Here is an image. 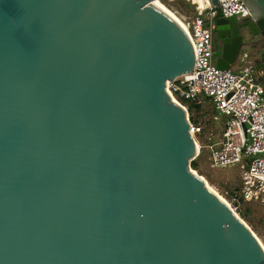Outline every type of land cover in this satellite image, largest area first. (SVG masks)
<instances>
[{
    "label": "water",
    "instance_id": "water-1",
    "mask_svg": "<svg viewBox=\"0 0 264 264\" xmlns=\"http://www.w3.org/2000/svg\"><path fill=\"white\" fill-rule=\"evenodd\" d=\"M159 0H0V264H264L248 226L192 171L167 82L195 65ZM211 6L217 0H208ZM246 24L217 9L216 67Z\"/></svg>",
    "mask_w": 264,
    "mask_h": 264
},
{
    "label": "built area",
    "instance_id": "built-area-1",
    "mask_svg": "<svg viewBox=\"0 0 264 264\" xmlns=\"http://www.w3.org/2000/svg\"><path fill=\"white\" fill-rule=\"evenodd\" d=\"M217 2L216 7L209 1L203 9L196 7L192 18H180L195 51V65L190 73L167 82L166 91L186 112L195 143L202 130L190 121L189 108L194 107L197 112L196 108L211 104L218 116L226 118L221 137L215 142L208 139L206 149L213 169L241 167L240 186L228 204L239 218L243 204L259 203L264 207V70L244 66L237 73H231L230 69L216 67L213 36L217 9L224 18L238 22L250 18L242 0Z\"/></svg>",
    "mask_w": 264,
    "mask_h": 264
},
{
    "label": "rangeland",
    "instance_id": "rangeland-1",
    "mask_svg": "<svg viewBox=\"0 0 264 264\" xmlns=\"http://www.w3.org/2000/svg\"><path fill=\"white\" fill-rule=\"evenodd\" d=\"M158 2L166 10L175 13L181 19L192 18L196 15V7L189 0H159ZM220 54L221 50L218 54L215 53L214 59L217 60ZM244 55L245 62L243 61ZM256 57V49L244 45L237 61L230 68L231 73H237L244 66L253 67ZM193 111H189V119L192 123L197 124L202 131L196 137L198 167L192 171L200 176L208 188L215 192L225 204H229L232 193L240 186L241 167L240 165H233L220 170L213 169L206 149L210 143L208 139L215 142L221 137L222 126L226 118L218 116L212 110L211 104L204 106L198 113ZM238 216L254 233L264 248V207L259 203L243 204L239 208Z\"/></svg>",
    "mask_w": 264,
    "mask_h": 264
},
{
    "label": "flooded vegetation",
    "instance_id": "flooded-vegetation-1",
    "mask_svg": "<svg viewBox=\"0 0 264 264\" xmlns=\"http://www.w3.org/2000/svg\"><path fill=\"white\" fill-rule=\"evenodd\" d=\"M248 22L247 20H243L238 22V24H246ZM239 34L245 37L244 42H255L259 43L260 45L264 44V39L262 38L261 34L259 33L258 35H254L252 30L249 29V27H244L239 30ZM213 41L215 43V53H219L221 48H222V40L219 39V34L215 31L214 36H213ZM261 64L260 60L257 59L254 63V67L258 66Z\"/></svg>",
    "mask_w": 264,
    "mask_h": 264
},
{
    "label": "bare ground",
    "instance_id": "bare-ground-1",
    "mask_svg": "<svg viewBox=\"0 0 264 264\" xmlns=\"http://www.w3.org/2000/svg\"><path fill=\"white\" fill-rule=\"evenodd\" d=\"M191 2L192 5H194L195 7H197V9H203L207 6V2L208 0H189ZM154 4H156L157 6H159L160 8H162L163 10H165L166 12H168L178 23L179 25L183 28L184 30V25L181 21V19L173 12L166 10L163 6H161L159 4L158 1L154 2ZM210 189V188H209ZM211 190V189H210ZM215 193V192H214ZM216 194V193H215ZM217 195V194H216ZM218 196V195H217ZM220 198V197H219ZM221 199V198H220ZM222 200V199H221ZM226 205L228 206V204L226 203Z\"/></svg>",
    "mask_w": 264,
    "mask_h": 264
},
{
    "label": "trees",
    "instance_id": "trees-1",
    "mask_svg": "<svg viewBox=\"0 0 264 264\" xmlns=\"http://www.w3.org/2000/svg\"><path fill=\"white\" fill-rule=\"evenodd\" d=\"M193 108H194V107L189 108V111H190V110L192 111ZM196 109H197V112L200 111V108H196ZM190 167H191L192 170H196V169H197V167H198L197 158H195V160H193V161L191 162Z\"/></svg>",
    "mask_w": 264,
    "mask_h": 264
},
{
    "label": "crops",
    "instance_id": "crops-1",
    "mask_svg": "<svg viewBox=\"0 0 264 264\" xmlns=\"http://www.w3.org/2000/svg\"><path fill=\"white\" fill-rule=\"evenodd\" d=\"M257 58H258V57H256L255 61H257ZM254 63H255V62H254ZM263 70H264V68H263Z\"/></svg>",
    "mask_w": 264,
    "mask_h": 264
}]
</instances>
